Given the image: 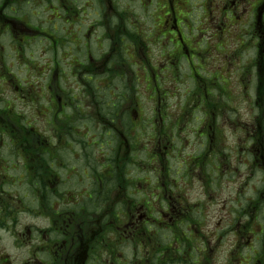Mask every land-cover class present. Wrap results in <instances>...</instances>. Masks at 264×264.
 Wrapping results in <instances>:
<instances>
[{
	"label": "flooded vegetation",
	"instance_id": "1",
	"mask_svg": "<svg viewBox=\"0 0 264 264\" xmlns=\"http://www.w3.org/2000/svg\"><path fill=\"white\" fill-rule=\"evenodd\" d=\"M0 264H264V0H0Z\"/></svg>",
	"mask_w": 264,
	"mask_h": 264
},
{
	"label": "rangeland",
	"instance_id": "2",
	"mask_svg": "<svg viewBox=\"0 0 264 264\" xmlns=\"http://www.w3.org/2000/svg\"><path fill=\"white\" fill-rule=\"evenodd\" d=\"M122 2H124V4H125L127 2V0H122ZM146 15H147L146 12L143 13L139 9L134 12V16L135 17H139L140 21H146V18H144V17H146ZM150 18L147 19V21H149V20L151 21ZM70 82H72V79L70 80ZM76 91H77L76 89H71V90L67 89V94H66V96L69 98V103H70L69 109H67V111H68L69 114L73 115V117L77 116V110L75 109V107L78 105V102L76 100L75 106H74L72 104L73 102H71V100H72V97H77L78 98V96H77L78 94H77ZM138 95H140V94H138ZM182 96L184 97V96H186V94L183 93ZM49 107L50 106L48 104H46L45 100L41 99V103L39 104V107H38L36 127L42 133H46V130H45V128H46V120H44V119H46L47 118V114H49V112L47 111V110H49ZM184 144L186 145V143H184ZM175 146H176L175 144H172V147H175ZM188 151H189V149L186 151V153H188ZM61 156L64 159H66V160L70 159V161L73 162V165H77V166L80 165V162L77 161V154L76 153L74 154L72 152H62ZM175 156H177V149L171 151V160H170V163L168 161L166 162L167 166L171 165L172 167L177 168L180 165V162L173 158ZM27 192H28V190H26L25 193H27ZM32 206L35 207V205H32Z\"/></svg>",
	"mask_w": 264,
	"mask_h": 264
}]
</instances>
